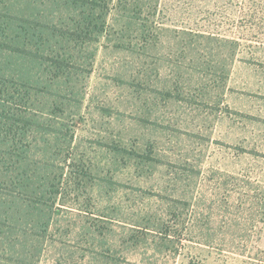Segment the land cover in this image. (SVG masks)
Here are the masks:
<instances>
[{
  "label": "rangeland",
  "instance_id": "obj_1",
  "mask_svg": "<svg viewBox=\"0 0 264 264\" xmlns=\"http://www.w3.org/2000/svg\"><path fill=\"white\" fill-rule=\"evenodd\" d=\"M0 3V264H264V0Z\"/></svg>",
  "mask_w": 264,
  "mask_h": 264
},
{
  "label": "trees",
  "instance_id": "obj_2",
  "mask_svg": "<svg viewBox=\"0 0 264 264\" xmlns=\"http://www.w3.org/2000/svg\"><path fill=\"white\" fill-rule=\"evenodd\" d=\"M131 1V2H130ZM140 0H118V8L122 10L123 13H125L126 16L130 15L131 13L133 14L132 16H134L135 19H139L143 22L146 23V21L143 20V18L145 17V14L151 15V16H155L156 14V10H153L154 12L152 13V11L150 10V4H142V6L139 4ZM144 1V0H142ZM132 6L131 10H127V6ZM11 9L9 5H7V3H0V48L2 49H6L8 51H12V52H18V53H24L27 54V52L25 50H22L18 47H14L12 45V43L10 42L11 38V31L12 29L9 27V21L11 18H14V16H11V13H7V11ZM148 10V12H147ZM130 12V13H129ZM121 18H123V15L121 16ZM16 20L21 21V19L19 18H15ZM146 19V18H144ZM121 20V19H120ZM134 20V19H132ZM134 24V23H133ZM147 24V23H146ZM132 24H130L129 26H131ZM143 29H145V27H143ZM145 31V30H144ZM135 32V30H134ZM147 32V30H146ZM138 36V35H137ZM144 39V37H143ZM144 44H147V41H143ZM29 54V53H28ZM72 174V173H71Z\"/></svg>",
  "mask_w": 264,
  "mask_h": 264
}]
</instances>
